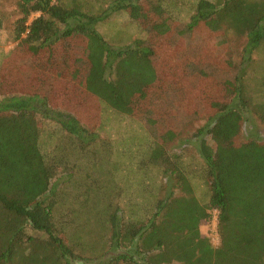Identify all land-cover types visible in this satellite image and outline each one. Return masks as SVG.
I'll return each mask as SVG.
<instances>
[{"label": "trees", "instance_id": "1", "mask_svg": "<svg viewBox=\"0 0 264 264\" xmlns=\"http://www.w3.org/2000/svg\"><path fill=\"white\" fill-rule=\"evenodd\" d=\"M75 1L20 0L14 39L35 55L62 39L78 36L85 40L88 57L84 66L73 68V74L81 76L80 85L100 108L108 106L127 114L149 133L153 143L145 162L161 170L167 194L154 211L138 219L123 211L120 186L106 191L104 182L97 180L95 189L87 193H59L52 181L62 161L49 162L43 154L40 117L57 122L84 149L96 143L102 124L89 126L77 113L52 106L48 87L40 93L37 84L34 93L14 90L0 100V264H264V143L256 139L235 143L248 111L264 122V103H254L244 84L253 55L264 43V0H199L187 23L174 19L161 0H112L109 10L129 14L146 35L123 49L112 48L97 30L110 15L108 11L88 12ZM146 10L159 18L157 25H164L160 33H167L166 25L171 23L183 31L181 37L192 36L199 27L216 22L226 37L230 30L247 37L241 64L219 74L211 66L214 71L205 76L222 86L216 95L226 100L214 102V115L195 133L207 203L195 195L178 154L168 152L162 163L153 160V153L160 151L154 133L161 135V143L179 135L178 118L188 85L183 80L191 82V74L204 65L191 64L190 53L182 81L171 76L169 81L162 80L155 66L160 46L150 40ZM35 13L40 15L30 22ZM173 33L172 44L178 40ZM4 84H9L5 73L0 89ZM200 117H188L187 122ZM63 202L77 206L70 216L73 221L66 213H58L57 206ZM215 211L219 213L218 244L200 230L202 222H211ZM78 213L86 223L91 214L107 217V226L100 231L104 250L98 257H81L75 244L59 235L58 219L69 226ZM28 229L46 237L33 236ZM79 239L84 249L93 247L83 234Z\"/></svg>", "mask_w": 264, "mask_h": 264}, {"label": "rangeland", "instance_id": "2", "mask_svg": "<svg viewBox=\"0 0 264 264\" xmlns=\"http://www.w3.org/2000/svg\"><path fill=\"white\" fill-rule=\"evenodd\" d=\"M74 1L67 0V3L71 4ZM78 1L88 12L108 11L110 15L97 25V30L112 48L123 49L137 39H145V33L130 19L129 14L124 11L109 10L112 0H77L75 2ZM198 1L161 0L174 19L183 23L190 21ZM209 1L217 3L220 0ZM19 2L20 0H0V64L2 65L0 71L2 70L1 74L5 73L9 81V84H4V87L0 89V100L4 95L15 91L34 93L37 84L39 93L49 88L47 96L52 106L77 113L89 126L101 122L102 128L98 131L96 143L89 149H84L80 148L78 140L68 136L57 122L40 117V148L47 161L58 163L62 161L60 172L52 183L60 190L59 193L65 192L69 196L94 190L98 185L97 180L104 182L106 191L120 186L122 190L120 203L127 216L138 219L147 216L155 210L158 200L167 194L166 190H163L166 181L161 170L155 166L149 167L145 162L150 154L153 139L136 119L108 106L100 108L94 101L95 98L80 85L81 76L74 75L72 70L75 67L84 66L88 57L86 42L84 43L83 38L72 36L62 39L37 55L32 54L23 44L14 39V29L20 17ZM146 12L144 15L150 17L146 25L150 32V40L155 41L153 46H160V56L157 57L155 66L159 75H162V80L169 81L171 76L176 81H182L184 64L190 53L192 54L191 64L204 65L197 67L195 74H191V82L183 80V83L188 85L184 91L186 104L181 111L191 109V112H185L183 115L181 112L178 118L181 123L179 135L172 141L161 143V135L154 133L160 151L153 153V160L156 163H162L163 156L168 152L178 154L193 184L195 195L201 203H207L208 189L202 176L203 160L195 146L197 142L195 133L214 115L213 105L216 106L214 102L223 103L226 100L225 97L216 95L220 93L221 85L218 86L211 77L205 76L209 71H214L210 69L211 66L217 70L216 74H219V70L225 72L227 69L231 70L230 65L232 67L241 64L247 37L239 36L232 30L226 37L216 22L199 27L192 36L187 34L181 37L179 34L183 31L171 23L166 25L167 33H160L164 25H157L159 18L147 10ZM39 15V13L33 14L29 19L30 22ZM173 30L178 34V40L174 44H172ZM53 80L55 85L51 84ZM244 84L253 102L263 104L264 43L253 55ZM248 112L242 123V130L235 138V143L241 144L248 139H256L264 143V122L253 111ZM199 116L201 117L187 122L188 117ZM76 209L77 206L74 203L57 206L58 213H66L69 221H73L70 216L72 212H76ZM77 217L79 218H76L75 222L69 226L67 223L64 225V219H58V226L62 230L59 235L75 244L77 253L81 257H98L104 250L100 231L107 226V217L91 214L88 216L89 223L83 221V215L80 213ZM69 221L67 222L71 223ZM216 229L213 218L209 224L202 222L200 226L201 233L214 244L217 239ZM28 233L41 238L46 237L32 229H28ZM82 234L87 242L93 243L91 249H84L79 239V235Z\"/></svg>", "mask_w": 264, "mask_h": 264}, {"label": "built area", "instance_id": "3", "mask_svg": "<svg viewBox=\"0 0 264 264\" xmlns=\"http://www.w3.org/2000/svg\"><path fill=\"white\" fill-rule=\"evenodd\" d=\"M218 211H215L214 213H213V222H214V224L217 226V220H218ZM216 232H217V235H216V237H217V239H216V241H215V243L216 244H218L219 243V235H218V231H217V229H216Z\"/></svg>", "mask_w": 264, "mask_h": 264}]
</instances>
